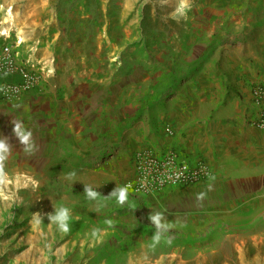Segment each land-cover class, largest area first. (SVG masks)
I'll return each mask as SVG.
<instances>
[{"label":"rangeland","instance_id":"rangeland-1","mask_svg":"<svg viewBox=\"0 0 264 264\" xmlns=\"http://www.w3.org/2000/svg\"><path fill=\"white\" fill-rule=\"evenodd\" d=\"M263 19L262 0H0V30L9 24L0 55L9 48L18 63L41 58L30 68L39 77L33 90L0 94V264H264V188L257 184L264 135L254 134L235 156L224 143L242 129L241 88L264 62ZM210 79L214 88L204 96ZM77 84L84 95L71 98ZM76 102L95 117L86 130L101 128L99 136L61 133ZM135 107L137 116L172 128L190 151L226 164L209 197L195 188L209 184L214 170L209 183L168 190L188 195L182 207L192 212L216 196L219 217L209 231L201 218L181 219L152 247L154 234L137 227L130 210L134 197L127 192L121 205L112 196L124 187L107 169L124 129L113 130L111 118ZM169 107L178 113L167 116ZM182 107L189 113L180 115ZM60 207L70 211L66 233L50 220Z\"/></svg>","mask_w":264,"mask_h":264},{"label":"crops","instance_id":"crops-1","mask_svg":"<svg viewBox=\"0 0 264 264\" xmlns=\"http://www.w3.org/2000/svg\"><path fill=\"white\" fill-rule=\"evenodd\" d=\"M264 2V0H262ZM264 20V19H263ZM220 25V24H219ZM260 40L264 43V28L262 29V33L260 34ZM29 46V42H26V44L22 48L27 49ZM264 48V46H263ZM41 60L40 56H37V61L35 63L27 64L25 62H21L23 65H25L28 68H39L41 66V63L39 62ZM216 59L214 58L212 60V63L215 65ZM212 66V65H211ZM250 77L251 79H248L245 82V88H241L242 91V99L238 100V106L240 109H245V112H243L238 117V125L239 128L241 127L239 131H233V141L228 139L224 140L225 145H229L230 148L233 149V156H235L234 151L239 152L240 148H246L248 149L249 144H253L254 141H252L253 135H264V130L261 129H255L249 124L245 122V118L250 116L254 113L256 110L255 106L252 104L251 101V93L249 85L252 81L260 80L264 77V62H259L255 68H252L250 70ZM16 77H20L19 74H15ZM254 78V79H252ZM213 84L215 82L213 80H205V83L203 87L201 86V90L203 91V95L206 96L212 92V88H214ZM82 87L80 85H76L74 92H71L70 96L72 97H81L84 95V93L80 90ZM140 97V96H139ZM27 99L26 97L23 98V102H25ZM141 100V99H140ZM187 103H193L190 99ZM80 103H75V114L72 113L66 120L65 129L61 133H64V136L69 135L71 137L73 136H80L82 138H93L96 136H99L101 133V128H99V132L95 131L94 133L90 132V130H86V127H89L93 124L95 121V117L80 111L76 106H78ZM183 104V105H185ZM74 106V103L73 105ZM140 109V108H137ZM167 116L171 115L173 116L175 113H178L179 109L175 110V107L168 108ZM136 107L132 109V111H128L125 113H122L121 115H115L113 118H111V127L113 130H118L119 128L124 129L123 134L120 137H116L114 141L117 139L118 147L114 150H112V153L114 157L111 158V161L108 163L107 169L111 171L114 175L117 176V179L123 180L124 182L132 178L136 174V168L133 162V156L137 151H140L142 149H145L149 146L154 147H172L176 148L182 152H185L189 160L192 162H196L199 159H203L207 162V164L212 168V170L215 171L214 177L212 178V181L209 183V180L207 185L203 186V188H195L196 190L202 189L204 192L205 197H209L210 192L213 190L211 189L212 185H216V183L220 180L222 176V172L226 170L227 166L226 164H219L218 160L210 159L208 160L202 153H196L193 151H190V148L193 147L190 146L188 142H183L181 139H176L175 136L168 135L165 129H162V126L158 125L157 120L153 119V117L150 120L146 119L145 115L138 114V116L135 113ZM180 115H186L189 113L187 111V108H183L180 110ZM177 121L179 120L177 116ZM110 121V120H109ZM106 126V125H105ZM110 127V129H111ZM222 127V126H220ZM107 128V127H105ZM112 130V129H111ZM177 129L175 128V135L177 134ZM221 134H219L221 137L223 136H229L226 129H220L219 131ZM69 133V135L67 134ZM177 136V135H176ZM183 146V148H180L178 146L169 144L170 142L175 141ZM244 144V145H243ZM189 149V150H188ZM111 153V154H112ZM234 169V164H233ZM257 184L260 185L261 189L264 188V176L257 180ZM192 186V185H191ZM190 187V186H187ZM187 187H176V188H187ZM170 189L175 188H165L158 190L156 192H153L151 194L143 195L134 197L131 203L130 210L136 214L138 217V221L136 222L137 227L141 229H146L147 232L155 234L157 229L155 225H153L149 219L150 214H156V213H162L163 214V220L162 223L167 224V230L162 232H171L174 230H178L181 223L179 221L181 219H187V218H201L202 224L205 229V231H209L213 225H215V220L217 216L219 217V211H218V203L219 199L216 196H213L208 201H210L211 205H208V208L205 210L192 212L189 209H184L183 203L188 202L189 199L184 194L176 193V192H168ZM173 191V190H172ZM175 191V190H174ZM130 203L128 205H130ZM188 204V203H187ZM149 239V238H148ZM205 240V238L203 239Z\"/></svg>","mask_w":264,"mask_h":264},{"label":"built area","instance_id":"built-area-1","mask_svg":"<svg viewBox=\"0 0 264 264\" xmlns=\"http://www.w3.org/2000/svg\"><path fill=\"white\" fill-rule=\"evenodd\" d=\"M9 48L0 55V94L15 98L23 92L33 90L39 84V77L22 63L11 58ZM19 74L21 82L7 81L11 75ZM251 101L256 110L245 118L250 126L264 130V77L249 85ZM169 135L174 130L168 127ZM110 157H114L113 153ZM136 174L124 182V188L133 197L151 194L165 188L187 187L208 181L213 170L203 159L196 162L188 155L172 147L149 146L133 156Z\"/></svg>","mask_w":264,"mask_h":264},{"label":"clouds","instance_id":"clouds-1","mask_svg":"<svg viewBox=\"0 0 264 264\" xmlns=\"http://www.w3.org/2000/svg\"><path fill=\"white\" fill-rule=\"evenodd\" d=\"M16 130H17V126L14 128V131ZM18 137L21 143L24 144L28 143L29 140L28 135H20ZM0 151H6V145L2 142H0ZM85 193L87 197L90 199H96L98 196V193L92 191L89 186H86ZM112 196L116 197L117 202L123 205L128 199L127 188L118 186L117 189L112 193ZM69 219H70V211L66 207L58 208V214L54 216H50V220L52 221V223L58 226V230L63 231L65 233L69 231ZM149 219L157 229L156 233L153 236V244H152V247H155V245L158 244L161 240L162 232L167 230V224L162 223L163 220L162 213L150 214ZM93 235L94 236L96 235L95 231L93 232Z\"/></svg>","mask_w":264,"mask_h":264},{"label":"bare ground","instance_id":"bare-ground-1","mask_svg":"<svg viewBox=\"0 0 264 264\" xmlns=\"http://www.w3.org/2000/svg\"><path fill=\"white\" fill-rule=\"evenodd\" d=\"M0 34L2 35H9V24L6 26H3L0 30ZM19 36V35H18ZM19 41H22V38L19 36Z\"/></svg>","mask_w":264,"mask_h":264}]
</instances>
